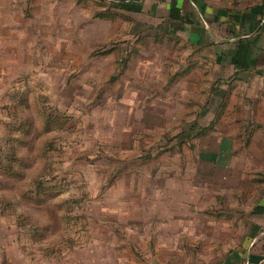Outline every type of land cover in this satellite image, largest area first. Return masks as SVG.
I'll list each match as a JSON object with an SVG mask.
<instances>
[{"label": "rangeland", "instance_id": "obj_1", "mask_svg": "<svg viewBox=\"0 0 264 264\" xmlns=\"http://www.w3.org/2000/svg\"><path fill=\"white\" fill-rule=\"evenodd\" d=\"M110 3L0 0V264L221 252L254 157L226 137L231 92L183 35Z\"/></svg>", "mask_w": 264, "mask_h": 264}, {"label": "crops", "instance_id": "obj_2", "mask_svg": "<svg viewBox=\"0 0 264 264\" xmlns=\"http://www.w3.org/2000/svg\"><path fill=\"white\" fill-rule=\"evenodd\" d=\"M141 1L153 25L166 21L171 7L189 19L171 29L207 67L213 89L231 92L226 137L244 139L243 148L254 155L242 167L252 175L237 180L243 189L236 208H226L215 224L221 252L194 255V264H264V0Z\"/></svg>", "mask_w": 264, "mask_h": 264}, {"label": "trees", "instance_id": "obj_3", "mask_svg": "<svg viewBox=\"0 0 264 264\" xmlns=\"http://www.w3.org/2000/svg\"><path fill=\"white\" fill-rule=\"evenodd\" d=\"M111 3V7L114 8L117 13L121 18L126 19V15H135V14H142L143 11V3L141 0H109ZM167 20L161 22L158 25H153V24H147L145 23L147 29L151 30L154 35L158 34H168L172 35L175 34L173 30L171 29L173 25H178V24H189L190 21L188 18L184 17L181 13L180 10L171 7L169 9V13L167 16ZM178 23V24H177Z\"/></svg>", "mask_w": 264, "mask_h": 264}]
</instances>
